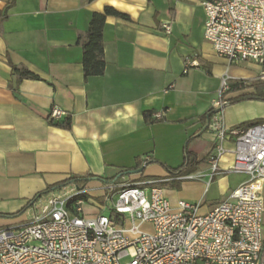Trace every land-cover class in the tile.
Instances as JSON below:
<instances>
[{"label":"crops","instance_id":"crops-1","mask_svg":"<svg viewBox=\"0 0 264 264\" xmlns=\"http://www.w3.org/2000/svg\"><path fill=\"white\" fill-rule=\"evenodd\" d=\"M151 2L0 0V215L19 212L71 176L107 181H88L84 187L91 196L89 189L97 187L90 183L103 190L108 179L138 164L143 170L126 176L130 182L159 181L173 208L178 201L199 204V214L211 211L246 180L224 172L233 162L232 138L223 142L219 172L212 173L208 158L216 134L209 126L218 102L226 130L264 121V101L229 103L254 94V88L219 95L225 76L229 84L264 81V60L230 65L217 56L203 38L201 0H154L155 10L146 15ZM105 8L130 20L106 16L104 73L84 78L77 39L92 15ZM167 24L169 34L163 29ZM186 57H194L198 67L184 74ZM12 66L37 79L20 78ZM53 108L66 116L50 122ZM147 112L150 123L143 117ZM154 113H162L161 118L153 119ZM67 118L70 129L55 126ZM185 151L204 162L188 176L176 177L169 171L182 165ZM50 192L31 204L26 219Z\"/></svg>","mask_w":264,"mask_h":264},{"label":"built area","instance_id":"built-area-1","mask_svg":"<svg viewBox=\"0 0 264 264\" xmlns=\"http://www.w3.org/2000/svg\"><path fill=\"white\" fill-rule=\"evenodd\" d=\"M200 6L203 38L217 56L230 65L264 59V0H201ZM163 29L170 33L168 24ZM196 67V59L186 57L183 73ZM228 87L225 76L219 95ZM221 108L215 103L209 128L216 142L208 164L213 174L219 172L223 142L232 138L233 162L224 172L246 180L211 211L199 214V204L184 201L173 208L159 181L130 182L124 176L103 188L110 193L104 200L112 203V216L98 210L86 218L88 190L68 185L50 192L29 220L0 230V264H121L125 257L130 258L126 264H264V121L226 130ZM64 116L53 108L48 119L58 122ZM161 116L152 114L155 120Z\"/></svg>","mask_w":264,"mask_h":264},{"label":"trees","instance_id":"trees-1","mask_svg":"<svg viewBox=\"0 0 264 264\" xmlns=\"http://www.w3.org/2000/svg\"><path fill=\"white\" fill-rule=\"evenodd\" d=\"M106 16H114L116 18L122 19L124 21H129V17L123 14L118 13L112 8H105L102 14H93L88 25V28L84 34V36H79L77 39V44L82 48V71L84 74V78L89 77H99L104 73L105 62H104V53H103V27ZM12 71L20 75V78L26 79H37V77L30 72L25 70H18L17 68L12 66ZM249 88H254V94H244L236 99H232L229 101L230 104H234L241 101L246 100H259L264 101V81H256L249 85L242 82H233L229 84L227 92H234L240 90H246ZM226 92V93H227ZM144 120L147 123H150L151 113L147 112L143 114ZM261 121H254L241 126V128L246 129L252 125L258 124ZM62 129L68 130L70 129V119H65L60 124H55ZM205 158H198L196 155L185 151L183 163L179 168L172 169L169 172H172L176 175V177L188 176L191 174L196 167L204 162ZM142 164H138L136 168H140ZM96 177H84V176H71L63 181L48 187L45 192L36 195L23 209L13 215H0V217L4 218H15L20 214L26 212L28 208L33 204L38 198L43 196L44 194L63 188L68 185H75L78 188H83L88 181L97 180ZM115 177L108 179V184H117V181H114ZM86 199V197H83ZM109 216L111 212H109Z\"/></svg>","mask_w":264,"mask_h":264},{"label":"rangeland","instance_id":"rangeland-1","mask_svg":"<svg viewBox=\"0 0 264 264\" xmlns=\"http://www.w3.org/2000/svg\"><path fill=\"white\" fill-rule=\"evenodd\" d=\"M152 2L149 4V8H148V11L146 12V15H148L149 13H151L153 10H155V2L154 0H151ZM264 60V59H263ZM263 62V61H262ZM262 62H259L262 63ZM238 175L240 174H235V173H229V176L231 178L233 177H237ZM241 176V175H240ZM119 182V181H118ZM92 186H96L97 189H89L90 191V200L88 202H86L84 205H83V212H84V216L86 218H89V217H94L95 214H96V211H100V212H103L105 215H108L109 214V209H110V206H111V202H105V197L109 196L110 193H107V191H104L102 189H99V184H97V182H92L90 183ZM91 187V186H89ZM165 188H170L169 185H166ZM260 196H261V199L263 200L264 198V184L262 186V189H261V192H260ZM264 201V200H263ZM39 200H36V203H38ZM94 203L95 206H93L92 204ZM95 211V212H93ZM20 217V218H19ZM26 214L25 212L20 214L19 216L15 217V218H19V220H16L15 222L11 221V222H7V225H3V222L4 221L3 219H7V218H4V217H0V230L3 229V228H12V227H15V226H19L21 223L19 222H23L24 221H27L29 219H26ZM13 223H16V225H14ZM130 223L127 222L126 223V227H130ZM142 229L144 230H148V231H151V228L148 226V225H144L142 227ZM130 261V258L129 257H125L121 260V264H126Z\"/></svg>","mask_w":264,"mask_h":264},{"label":"water","instance_id":"water-1","mask_svg":"<svg viewBox=\"0 0 264 264\" xmlns=\"http://www.w3.org/2000/svg\"><path fill=\"white\" fill-rule=\"evenodd\" d=\"M143 170V167L139 168V169H136V170H130V171H125L124 173H121L119 175H117L114 179V181H117L118 179L124 177V176H130V175H136V174H139L141 173ZM98 181L102 182V183H107L106 180H103V179H97Z\"/></svg>","mask_w":264,"mask_h":264}]
</instances>
